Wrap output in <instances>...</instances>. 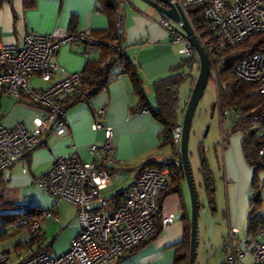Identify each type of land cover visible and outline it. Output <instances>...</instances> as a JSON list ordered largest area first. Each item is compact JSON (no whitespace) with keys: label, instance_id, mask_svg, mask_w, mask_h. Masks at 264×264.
<instances>
[{"label":"crops","instance_id":"1","mask_svg":"<svg viewBox=\"0 0 264 264\" xmlns=\"http://www.w3.org/2000/svg\"><path fill=\"white\" fill-rule=\"evenodd\" d=\"M121 6V48L126 58L137 67L147 101L155 109L153 85L175 74L174 69L184 57L180 52L183 45L172 43L170 34L162 28L156 14H149L133 3L126 5L123 2ZM108 26L109 20L100 12L98 0H9L7 4L0 5V45L4 46H20L28 33L49 35L56 29H74L77 33L93 35L106 30ZM103 54L99 48L88 50L83 44L59 46L52 56V60L58 64L52 82L70 74H81L88 60L100 59ZM113 72L119 73L118 65ZM30 85L33 89L47 87L38 74L32 76ZM88 102L67 109L68 126L64 135L56 136L52 130L43 135L38 147L29 156L26 172L19 166H13L0 174V217L7 219L21 214L18 208L23 205L34 208L35 212L28 213V217L39 215L40 239L30 247L27 245L30 233L26 228L17 226V222L6 226L1 222L0 249L6 252L10 264H17L26 258L29 248L33 251L46 250L53 256L64 254L78 236L77 208L66 201L43 196L35 180L48 172L57 159L75 151H78L82 161L92 160L89 147L103 142V133L92 130L93 111L102 107L106 109V124L113 131L114 157L120 165L107 189L109 195L117 194L129 185L137 177L142 164L147 161L159 162L172 153V146H161L159 134L162 127L152 116L147 112L132 113L138 98L133 94L126 76H117L105 90ZM10 114H14L15 118L8 121L6 119ZM44 116L43 109L26 101L6 96L1 99L0 122L5 127L21 123L33 130L35 120ZM242 140L239 133L230 135L228 132L226 139L223 138V185L217 192L215 183L214 193V201L220 199L221 202L216 209L213 208L209 226L210 242L217 244H211L214 253H210L205 264H218L216 257L219 264H226V255L221 248L228 232L236 231L233 242L241 246L244 239L254 234L249 230L250 220L261 219L264 214V169L256 171L247 164L242 152ZM184 183L180 180V191L167 193L161 202L163 214L173 216L174 223L138 251L152 248L158 252L174 247L175 256L183 236L188 233L190 238ZM253 200L257 201L254 203ZM177 239L179 241L173 246ZM126 257L116 264H121ZM163 257L161 254L160 258ZM171 262L173 264L174 258ZM250 262L251 253L248 251L236 264Z\"/></svg>","mask_w":264,"mask_h":264},{"label":"built area","instance_id":"2","mask_svg":"<svg viewBox=\"0 0 264 264\" xmlns=\"http://www.w3.org/2000/svg\"><path fill=\"white\" fill-rule=\"evenodd\" d=\"M178 6L188 20L198 42L210 64V75L217 78L225 68L232 50L243 45L250 37L264 34V0H168ZM9 0H0V5ZM121 5V4H120ZM198 8L205 24L208 39L203 41L190 20L191 10ZM171 36L172 43L181 44V54L188 56L193 51L182 31L167 18L159 21ZM116 39L112 44L97 42L83 33H70L56 29L49 35L28 33L20 46L0 45V102L6 96L17 101H26L45 111V116L35 120V127L29 130L18 123L5 127L0 122V174L13 166L27 171L30 154L38 147L40 139L52 130L56 136L66 133L68 121L61 100L77 95L82 103L94 92L82 84L80 73L70 74L57 82L52 79L58 70L52 60L55 50L61 45L86 44L88 50L98 45H108L117 51L121 48L122 16L116 18ZM243 57L234 62L231 72L239 81L254 85L256 91L264 93V39L243 51ZM112 57L108 58L104 66ZM38 74L46 88L33 89L30 79ZM231 116L229 125L238 118L234 110H224ZM92 130L103 133V142L89 147L92 160L84 162L78 151L59 158L54 166L35 183L44 195L63 200L77 208L80 232L69 250L53 256L46 250L28 249V256L17 264H116L133 248L147 242L162 229L174 223L173 216L162 212L163 193L173 174L170 166L179 169L181 124L172 132V153L159 161V166H147L137 177L117 194L109 195L111 184L119 163L115 160L113 131L106 124V109L99 108L92 113ZM241 134V133H240ZM246 139L251 135L264 137V120L253 117L250 132L241 134ZM260 164L264 165V145L258 149ZM20 213H34L30 205L19 208ZM17 226L26 228L30 240L40 239L39 221L33 216L23 218ZM236 231L230 230L223 241L222 252L226 264H236L246 252L251 253L250 264H264V214L257 231L234 245ZM0 264H10L6 252L0 249Z\"/></svg>","mask_w":264,"mask_h":264},{"label":"trees","instance_id":"3","mask_svg":"<svg viewBox=\"0 0 264 264\" xmlns=\"http://www.w3.org/2000/svg\"><path fill=\"white\" fill-rule=\"evenodd\" d=\"M100 5V12H102L109 20V26L106 30L100 31L97 34H87L88 37L95 41L105 42L112 44L116 39V18L119 11L121 0H98ZM199 9L194 8L190 13V20L195 31L201 36L203 41L208 39V34L205 28V24L199 16ZM70 33H77L74 29L68 31ZM264 39V34L254 35L249 38L243 45L238 46L232 50L227 59L225 68L219 73L218 80V97L215 101L214 108L219 106L221 118L226 119L230 123L231 116L226 117L223 115L224 110H234L238 113V118L235 122L229 125L228 132L230 135L237 133L245 134L250 132L251 121L253 117H259L264 120V93L256 91V87L251 84L239 81L236 76L231 72L234 62L240 60L244 55L243 51L252 45L260 44ZM122 41V40H121ZM87 48L86 44H83ZM98 48L102 51L103 56L97 60H88L81 73L82 84L86 86L88 91L94 90L92 94L87 98V102L91 97L97 95L101 91L105 90L107 86L119 75L126 76L132 86L133 94L138 98L137 106L132 110V113H149L152 118L162 127V131L159 134L161 140V146H172V132L180 125V115L183 111H179V89L186 80H190L193 85L195 82V76H193L196 70L195 64L198 63L197 55L194 51L188 56H184L179 64L174 69L172 76L160 80L153 85V92L155 97V106L153 109L145 96L142 80L139 77L137 67L129 61L125 54L118 56L116 50L108 45L100 44ZM124 52V51H123ZM111 58L110 62L104 66L105 61ZM118 65L119 73L113 72L115 66ZM198 71V68H197ZM61 103L65 110L71 106L82 103L81 97L77 95L67 96L61 100ZM212 105V106H213ZM186 106V105H185ZM94 112V111H93ZM92 112V113H93ZM242 152L247 164L255 168L256 171L264 169V165L260 164L258 158V149L264 145V137H256L251 135L250 139L242 137ZM201 159L200 171L204 179V190L206 192L207 199L210 203L214 201L215 182L213 175L209 169L207 161L204 156V149L202 146L198 149ZM147 166H159V162L147 161L140 166V170ZM172 175L169 178V185L163 193V197L170 192H179L180 180L182 171L176 169L174 166H170ZM115 171V170H114ZM257 194V193H256ZM257 200H253L255 203ZM26 216V217H24ZM36 219L39 215L34 216ZM23 218L28 217L26 213L13 215L12 218H7L3 221L2 225L6 226L8 223H16ZM261 224V219L252 218L250 220V232L255 233ZM162 227L157 228L156 234L151 237L144 244L133 248L127 255H130L145 245L154 241L162 232ZM188 231V229H187ZM33 244V240H30L27 245L30 247ZM189 247L190 238L189 234L183 236L180 247L175 253L173 264H188L189 261ZM39 251V250H37Z\"/></svg>","mask_w":264,"mask_h":264},{"label":"rangeland","instance_id":"4","mask_svg":"<svg viewBox=\"0 0 264 264\" xmlns=\"http://www.w3.org/2000/svg\"><path fill=\"white\" fill-rule=\"evenodd\" d=\"M121 1L122 3L124 2L126 5H128L129 3L136 4L143 11L149 14H156L154 10H152L151 8H149L148 6L137 0H128L129 2H127V0H121ZM120 6L119 9L121 11L122 6L121 7ZM155 16L158 18L159 21L161 17L158 16L157 14ZM195 68L196 70L194 71L193 76H195L196 79L198 76L197 68L199 69V64H197V62L195 64ZM217 84H218L217 78H214L213 74H211L204 95L200 100L197 109L195 111V114L193 116L192 126L189 134L188 159L190 162L194 183L197 189L198 200L200 202V208L198 210L197 234H196L197 248H196V258L194 264H205L206 260L214 253V250L211 251V244L212 245L217 244L212 241L210 242L209 226L212 219V210L213 208L216 209V205L220 204L221 201L219 199L218 201L216 200L210 203L207 199L206 192L204 190L203 176L200 171L201 159L198 152L199 147L202 146L204 149L205 160L207 161L209 169L213 175L214 182L217 185V192L218 190L220 191L223 185L222 171H221L222 148L224 146L223 138L226 139V136L228 134L229 121H227L224 118H221L219 106L214 108V110H212V105L215 103L218 97ZM193 85L191 84L190 80H186L184 84L180 86L179 105H180V111L182 110L183 113L185 111V105L188 102ZM14 118L15 115L10 114L7 116L6 120L9 121L10 119L11 121ZM182 119H183V114L180 115L181 122ZM167 151L168 148L166 149V152ZM184 188H185L184 189L185 201L187 202L188 205L187 207L190 217L191 203H190V196L186 183H184ZM28 213L30 212H27L26 214ZM12 217L13 216H11L10 218ZM4 219L6 218L0 217V224L1 222L4 221ZM1 232L2 229L0 227V233ZM179 239L174 240L172 245L175 246V244L179 241ZM173 248H171L170 250L169 249L165 250V248H163V250H159L158 252L152 248L147 251L146 250L142 252L138 251L134 255H131V257H128L129 255H127L126 257L127 259H125L126 261L124 260L125 262L123 261L121 264H162V263L171 264L172 263L171 261L174 258ZM215 250L218 253L217 248ZM161 254L164 256L163 258H160ZM218 260H219L218 257H216V263L219 264Z\"/></svg>","mask_w":264,"mask_h":264},{"label":"water","instance_id":"5","mask_svg":"<svg viewBox=\"0 0 264 264\" xmlns=\"http://www.w3.org/2000/svg\"><path fill=\"white\" fill-rule=\"evenodd\" d=\"M160 16L161 18H167L173 21L178 28L182 31L184 36L187 38L188 43L192 47L193 51L197 55L199 69L198 76L193 85L190 97L185 106L183 113V119L181 122V145H180V158H179V169H181V178L185 181L191 203V216H190V247H189V261L188 264H194L196 258V234H197V219L198 210L200 208V202L198 200L197 189L194 183L190 162L188 159V142L189 134L192 126L193 116L197 109V106L202 99L205 89L207 87L210 77V64L203 48L198 42L188 20L182 13L181 9L170 4L168 0H137ZM214 110V105L212 106ZM204 184V179H203ZM209 201V200H208ZM213 202V201H212Z\"/></svg>","mask_w":264,"mask_h":264}]
</instances>
